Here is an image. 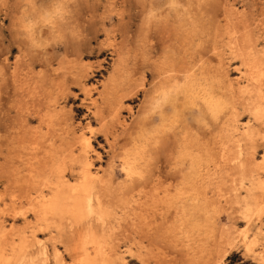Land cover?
Returning a JSON list of instances; mask_svg holds the SVG:
<instances>
[{
	"label": "rangeland",
	"instance_id": "obj_1",
	"mask_svg": "<svg viewBox=\"0 0 264 264\" xmlns=\"http://www.w3.org/2000/svg\"><path fill=\"white\" fill-rule=\"evenodd\" d=\"M245 39L264 51V0H0V244L39 229L31 214L23 228L33 164L55 143L87 141L114 206L129 207L110 239L129 264H264V202L243 188L264 148L238 165L249 119L231 106L245 84L230 50ZM161 62L217 110L181 89L153 102Z\"/></svg>",
	"mask_w": 264,
	"mask_h": 264
},
{
	"label": "bare ground",
	"instance_id": "obj_2",
	"mask_svg": "<svg viewBox=\"0 0 264 264\" xmlns=\"http://www.w3.org/2000/svg\"><path fill=\"white\" fill-rule=\"evenodd\" d=\"M235 43L236 48L230 51L235 60H240L241 66L244 68V71L241 72L243 81L241 82L245 86L238 92L237 101L231 99V96L235 94L237 96L235 91H231L230 99L232 101H230L233 111L236 113L242 111L243 115H240L249 119L248 123H244L245 125L240 130L242 133L238 134L242 143L239 146L238 165L245 169L244 159L248 157L247 152H250L247 147L251 146L253 150L255 147L264 148V107L262 108L264 105V51H258L257 43L251 39H245L242 42L237 40ZM149 46L151 47L150 55L160 53L159 48ZM216 49L215 44L214 51ZM260 54H262V58L259 56ZM222 55L224 54L222 53ZM162 65L164 62L155 66V72L150 74L158 83L154 85L156 96L153 95V102H157V100L160 102V98L163 97V100H166L174 91L181 89L198 99L203 98L205 104L202 108H207L209 111L217 110V97L211 93L206 95V91L202 89L197 80L188 74H165ZM233 87L237 88V86ZM240 115L239 117H241ZM91 148L92 145L87 141H83L82 146L78 149L72 142L61 143L58 147L55 143L51 150L44 153L43 158L33 164L28 179L33 185L30 192L32 208L22 214L25 222L23 228L30 226L28 214H31L37 221L39 229L31 231L30 237L21 238L19 245L12 244L11 249L9 245L0 244V264H129L122 256V252L118 254L120 247L118 243L111 241V235L118 229L116 224V221L120 220L118 215L120 213L125 215V210L129 207L122 201L116 203L118 206L115 204L117 207L114 206V202L108 194L112 183L111 178L106 179L99 172L95 173L92 170L93 163L88 156V149ZM257 167H259L258 175L251 177L248 186L245 185L243 188L248 191L247 199L261 204L264 202V174H261L264 172V158ZM132 173L133 170L128 168L126 177H133ZM132 186L133 184L130 187V191H132L128 192H130L131 199L136 202L134 199L137 197L132 194L134 192ZM128 192L126 188H122V194L128 195ZM118 197L116 200H119ZM123 198L125 199V197ZM115 234L117 235V232ZM115 234L113 236L116 237ZM0 235L2 238L4 234ZM45 235H48V238L42 239L41 237ZM256 242L251 241L246 249L251 251ZM34 247H38V250H33ZM60 247L64 249L63 253L59 249ZM67 259L71 262H68Z\"/></svg>",
	"mask_w": 264,
	"mask_h": 264
},
{
	"label": "snow or ice",
	"instance_id": "obj_3",
	"mask_svg": "<svg viewBox=\"0 0 264 264\" xmlns=\"http://www.w3.org/2000/svg\"><path fill=\"white\" fill-rule=\"evenodd\" d=\"M226 264H227V262H226Z\"/></svg>",
	"mask_w": 264,
	"mask_h": 264
}]
</instances>
